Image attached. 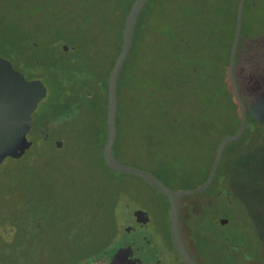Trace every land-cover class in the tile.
<instances>
[{
    "label": "rangeland",
    "instance_id": "374dc122",
    "mask_svg": "<svg viewBox=\"0 0 264 264\" xmlns=\"http://www.w3.org/2000/svg\"><path fill=\"white\" fill-rule=\"evenodd\" d=\"M95 3H98L102 8L108 7L110 17H112L113 10L117 8L114 5L115 0H0V54L10 56L13 62L16 63L17 59H20L18 57H21V51L24 52V49L26 50L27 46L22 41L27 35L32 34L35 37L42 38L43 31H49V34L47 33L49 37L55 31L54 35L56 36H64L66 34L67 37L73 38L75 34L71 31L70 24L74 20L85 21L86 31L83 35L87 36L89 34L88 30L94 31L95 26L85 18L80 19V14L77 12L82 6L86 5L90 7L92 4L95 5ZM90 21L92 22V20ZM110 21L113 23L112 19ZM104 33L105 35H102L97 32L98 38L96 39L102 48L104 47V58L102 61L98 57L94 60L102 64H105V60H108L114 49L112 43L113 35L111 33ZM259 36L257 35L256 40L258 42L261 41ZM69 38L67 40L68 45L71 44ZM253 38L255 41V36ZM31 42L35 45L38 43L36 40H31ZM256 46L258 47V45ZM20 47L23 48L20 49ZM31 51L33 54H37L40 49L38 51L30 50V53ZM144 53L145 57H142V59L140 58V54L136 52L132 59L127 60L124 73L121 75L123 78L118 84L116 129L120 144L115 149V153L124 164L135 165L143 170L156 173L157 170H163L164 168L165 172L162 174V178L173 190L195 188L201 184L205 176L207 169L205 162L209 160L211 150L215 146L217 138L225 130L231 129L235 123L233 114L235 107L230 99L224 75L211 57L208 61L211 75L208 78L215 85L217 93H223L229 98L228 114H224L221 109H217L218 102L213 105L204 104L202 93L199 99V101L201 100L199 110L202 112L199 113L197 109L187 112L185 107L179 109L176 117L182 121V124L180 128L175 127L170 124L172 123L170 120L165 121L166 124L162 123L163 117L159 113V107H155L151 102L154 96L152 97L150 94L154 87L151 84L149 76V65L145 62L151 52L146 48ZM20 60L22 61V66L26 67L27 65L28 67L27 60L24 57L23 60ZM43 67L37 64L35 72H40L42 82L46 87V94L38 102L34 110V117L43 114L50 115L55 109L58 110L60 108L59 104L65 103L66 106L72 102L71 99L67 100L68 98H63L57 90L55 73L45 71ZM143 68H145V72H142ZM137 73V77L131 82L127 76L136 75ZM140 80H144V82ZM178 98L179 100L181 99V92L178 94ZM95 101L96 116L93 117L90 113L80 109L61 111V114L66 116L68 122L77 116H80L81 119L75 121V123L67 124V121V123H64L65 121L61 122L62 119L58 120L57 116L56 121L61 124V127L57 125L58 129H51L48 133L46 132V135L50 139L61 140L68 147L65 152V162H62L67 167H64L65 165L59 166L58 172L65 175L68 179H73V185L64 187L60 194L57 193V188L55 191L51 187L40 188L36 185V187L32 186L28 188L25 183L27 179L26 168L23 164L10 160L12 158L6 157L0 163V184L5 185L6 183H10L8 186L12 187L14 189L13 192L17 194L21 193L16 189L23 190L25 193L27 192V195H25V198L28 196L27 203H25L27 207H24L26 213L28 211L36 218L45 215V212H47V215H53L60 210L74 215L75 210L69 204L70 202H75L76 205L82 196L84 198V208L86 207L91 194L90 187H92V182L90 183L89 179L96 173L95 165L99 158V143H101L103 138V123L100 118L103 112L101 105L102 94H100L99 90H97ZM89 123L92 125L89 131L91 133L93 131V134L88 136L90 133H86L82 144L73 145L77 141L75 130L81 124ZM93 126L95 127L94 130ZM27 140L31 142V147L35 149L37 140L31 138ZM91 142L93 145L90 144ZM257 156L264 163V157H260L259 152ZM239 157L238 160H242ZM34 158L35 156H31V159H28L31 161H26L28 164H31ZM199 160L203 161V165L201 164L199 167H196V161ZM50 174L51 176L54 175V169L51 170ZM20 177L23 180L21 183L18 181ZM129 183L134 187L133 198L136 203L129 204L126 208L127 210L122 211L118 209L116 212V222L119 226L118 231L115 234L113 242L106 246L112 251L115 246L127 243L130 246V256L134 258L148 257L150 259L151 252H147L146 254V249L152 244L149 241V236L154 234L155 231L163 232L164 230L167 217L166 201L147 182L130 177ZM37 189L38 191H36ZM223 194L227 196L226 190L214 196L213 190L208 188L200 193L181 198L180 225L182 236L190 253L200 264H244L240 261V257L233 256L230 247L238 253L245 250L242 249L243 244H251V250H255V252L259 249L258 246L255 247L253 245L257 239L255 234H245V228L240 225L239 221L234 220L232 222L226 216L229 219L226 224L218 226L215 224V221L212 222L211 219L214 216L222 218L220 216L224 210V203L223 205L215 204V201L222 202ZM57 195H60V200ZM71 195L79 197L74 198ZM11 197L17 198L15 195H11ZM0 198L2 197L0 196ZM246 202L250 209L252 208V211H249ZM196 204H198L199 208L193 214L188 208ZM3 205H5L3 212L10 214V206ZM137 209L146 210L149 213L152 219L150 224L143 227L134 221L132 211ZM230 210V213H228L230 217L233 215L234 218L238 213H242V220L247 224L255 225L261 220L264 221V187L261 198L252 196L248 200H245L244 195H242L241 198L233 200ZM98 215L99 212L97 211L95 220L97 221L96 223L100 224ZM125 225L132 228L127 229ZM222 238H228L229 243H223ZM153 240L152 246L155 245V239L153 238ZM155 250V256L153 257L159 260L155 264H176L174 261L168 262V260L173 259L164 255L162 248H158L156 245ZM6 252L9 253L7 260L0 255V264H4L3 260L4 262H19L20 264H47L48 261L34 258V252H29L30 256H28L27 252L21 253L20 251L14 252L13 250H11L12 253L10 251ZM255 252L252 256H254ZM13 254L16 257H20L23 254L20 257L22 260H11ZM245 256L247 257V255ZM145 261L147 262V260ZM147 264L153 263L149 260Z\"/></svg>",
    "mask_w": 264,
    "mask_h": 264
},
{
    "label": "trees",
    "instance_id": "16d2710c",
    "mask_svg": "<svg viewBox=\"0 0 264 264\" xmlns=\"http://www.w3.org/2000/svg\"><path fill=\"white\" fill-rule=\"evenodd\" d=\"M132 1L115 0L114 5L117 8L113 10L112 17L108 13L109 8H102L98 3L92 4L90 7L82 6L77 12L80 14L79 18H85L95 26L94 31L88 30L89 34L87 36L83 35L86 31L85 21L74 20L70 24L71 31L75 34L73 38L67 37L66 34L64 36H56L54 35L55 31L49 37V31H43L42 38L30 34L22 41L27 46L22 54L27 60L28 68L34 69L39 64L44 66L45 71L55 73L57 90L63 98L71 99V103H73H68L66 106L65 103L59 104L60 108L58 110L55 109L50 115L43 114L41 118L33 120L32 128L34 133L31 134L30 138L37 140V142L35 143V149L32 147L35 158L31 164H28L25 159L9 158L13 162L23 164L26 168L27 179L25 183L28 188L32 186H39L40 188L51 187L54 191L57 188L56 191L60 194L64 187L73 185V179H68L65 175L58 172L59 166L65 165L64 167H67L66 164H62V162H65L67 144L62 143L60 148H55L53 142L58 139H50L48 135L43 139L42 135L46 134V132L48 133L51 129H56L57 125L61 127V124L56 121L57 116L58 120L62 119L61 122H68L66 116L61 114V111L80 109L90 113L93 117L96 116L95 100L97 90L102 94L101 105L103 112L100 118L103 123V138L101 143H99L98 161L96 165L93 163L96 167V173L89 179V182H92V187H90L91 194L86 207L84 208L83 196L76 205L75 202L69 201L70 207L75 210L74 215L60 210L53 215H47V212H45V215L36 218L32 213L25 212L24 207L28 198V196L25 198V195H27V192L16 189L21 193L17 194L13 192L14 189L12 187L8 186L10 183L0 184V196L3 198V200L0 198V255L5 260H7L9 254L6 251L11 252V250L14 252L20 251L21 253L27 252L28 256H30L29 252H34V258L48 260L47 264H87L93 260L106 259L111 255L112 251L107 246L113 242L118 231L116 212L118 209L127 210L126 208L129 204L136 203L133 198L134 187L131 186V182L129 183V178L134 176L110 170L106 166L101 153V147L106 136V80L120 48L123 20ZM200 1L146 0L138 14L131 46L117 78L116 96L118 84L123 78L121 75L124 73L125 63L128 59H132L136 52L140 54L141 59L145 57L144 50L147 48L151 53L149 58L146 57L147 61H144L149 65V76L154 87L150 94L152 97L154 96L151 102L155 107H159V113L163 117L162 123L170 120L172 121L170 124L179 128L182 124V121L176 117L179 109L185 107L187 112L197 109L201 113L202 111L199 110L201 100L199 101V99L202 93L204 104L213 105L218 102L217 109H221L224 114H228L229 111V98L223 93L216 92L215 85L209 81V74L203 79V82H201L199 77L197 37L202 7L200 6ZM111 19L113 23H111ZM97 32L102 35H105L104 32L113 35L112 43L114 49L108 60H105V64L98 63L97 60L94 61L97 57L100 58V61L104 58V47L102 48L98 40H96L98 38ZM68 38L71 41L70 45L67 44ZM31 40H36L38 43L35 45ZM63 45L67 47L66 51L62 48ZM39 49L40 51L37 54H33L32 51L30 53V50L38 51ZM145 71V68H143L142 72ZM137 75L138 73L127 77L133 82ZM140 81L144 82V80ZM180 92L181 99L179 100L178 94ZM229 95L231 99L232 94L230 92ZM181 102L182 104L180 105ZM185 114L187 115V113ZM79 119H81L80 116H77L69 120L67 124L75 123ZM115 120L117 122V114ZM38 127H41L42 133L38 131ZM91 127L90 123L78 126L75 131L79 139L76 138L77 141L73 145L82 144L86 133H90L88 136H91L93 134V131L92 133L89 131ZM94 129L95 127L93 126ZM90 144L93 145L92 142ZM119 144L120 140H118L116 134L111 150L114 157L123 163L115 153V149ZM53 169L54 175L51 176L50 172ZM148 172L168 186L162 178V174L165 172L164 168L163 170H157L156 173L153 171ZM204 179L205 176L202 181ZM18 181L21 183L23 180L20 177ZM208 188H211V185ZM11 195H15L17 198H12ZM160 195L165 198L168 208L166 197L162 194ZM57 196L60 200V195ZM78 197L74 196V198ZM182 197L184 196L180 197V211ZM3 204L10 206V214L3 212L5 207ZM183 207L185 206L183 205ZM191 208L189 207L188 209L194 214L199 206L196 204ZM97 211L99 212L100 224L96 223L97 221L95 220ZM222 212L220 217L226 218L228 216L232 222L234 220L239 221L240 225L244 227L248 225L242 220V213H238L233 218V215L231 217L228 215L227 209ZM216 218H219V216H214L211 219L212 222L215 221V224H217L216 220L213 219ZM222 242L229 243V239L222 238ZM243 245L242 249H245ZM230 250L233 256L239 257L235 253L236 250L232 247H230ZM258 251H260V248ZM20 257H16L13 254L11 260H22ZM3 263L20 264L12 261L4 262V260Z\"/></svg>",
    "mask_w": 264,
    "mask_h": 264
},
{
    "label": "flooded vegetation",
    "instance_id": "af4514ba",
    "mask_svg": "<svg viewBox=\"0 0 264 264\" xmlns=\"http://www.w3.org/2000/svg\"><path fill=\"white\" fill-rule=\"evenodd\" d=\"M238 2L239 0H201L200 6L202 7L197 37L199 53L198 73L201 82H203V79L207 77L208 74V77L211 75L208 61L212 57L224 75V81L231 94L232 91L227 74V64L232 39L235 33ZM257 35H260L259 37L261 41L259 42L256 41ZM254 36L256 42L254 41ZM256 45H258V47ZM22 53L23 51H21V57L18 58L23 60L24 56ZM0 57L9 61L11 67L20 73L25 80L37 79L42 82L40 72H35L36 68L29 69L27 65L26 67L22 66V61L20 59H17L16 63H14L11 57L6 56V54H0ZM232 73L239 97L244 106V127L238 139L228 142L223 147L220 153L219 162L210 184L208 185V187L211 185L214 196L221 194V191L226 190L227 196L223 194L224 197L222 202L215 201V204L223 205L224 203L223 207L224 209H227L228 213L231 211V204L234 199L241 198V196L244 195L245 200H248L252 196L261 198L263 195L264 163L258 159L259 157L257 154L259 152L260 157H264V0H243L242 2L240 29L235 45ZM231 100L235 107L233 113L235 123L231 129L229 128L225 130L217 138L215 146L211 150L209 160L205 162V167L208 169V171L206 169L205 178L208 175L215 149L220 138L227 134H233L238 127L239 107L233 94ZM34 110L30 115L31 122L28 135L34 133V129L32 128L33 120L42 117V115L34 117ZM238 157L242 160H238ZM202 162V160L196 161V167H199L201 164L203 165ZM247 206L249 211H252V208L250 209L248 204ZM134 211H132V216L135 222L143 227L151 223L152 219L146 210L144 211L147 213L148 218L145 222L136 221L133 214ZM180 212L179 203V228L183 245L190 257L197 264H200L190 253L184 242L180 225ZM219 219H223L224 221L219 223ZM227 222V218H216V223L218 225L226 224ZM257 223L258 224L255 225H246L244 227V233L255 234L257 239L253 245L255 247L258 246L260 251H258L259 249L256 252L255 250L252 251L251 244H244L243 246L245 247V250H243V252H235L240 257V261L244 264H264V260H262L264 259V221L261 220ZM125 227L127 229L132 228L131 226ZM153 238L155 239L154 246H152L154 243ZM149 241L152 244L146 249V254L147 252H151L152 255L149 257L150 259H148V257L134 258L130 256V246L127 245V243H123L115 246L108 258L93 260L87 264H147L149 260L155 264L159 261L158 258L153 257L155 256L156 245L158 248L163 249L162 251L164 255L173 259L170 261L168 260V262L174 261L176 264H184L177 255L170 239L168 208L166 225L164 226L163 232L155 231L154 234L149 236ZM254 252L255 255L253 257L252 254ZM245 255H247V257ZM145 260H147V262Z\"/></svg>",
    "mask_w": 264,
    "mask_h": 264
},
{
    "label": "water",
    "instance_id": "95a60500",
    "mask_svg": "<svg viewBox=\"0 0 264 264\" xmlns=\"http://www.w3.org/2000/svg\"><path fill=\"white\" fill-rule=\"evenodd\" d=\"M145 1L146 0H133L123 20L120 48L109 70L106 80V136L101 147V153L106 166L110 170L116 173L128 174L140 178L152 186L157 192L166 197L168 202V227L172 245L184 264H197L190 257L182 242L179 228L180 197L200 193L208 187L219 162L220 153L223 147L228 142L238 139L244 127V106L239 97L232 73V63L240 29V14L243 0H239L238 2L235 33L232 39L227 64V74L231 91L239 107L238 127L233 134H227L220 138L205 180L195 188L177 191L166 186L152 173L133 165L121 163L114 157L111 150L117 134L115 120L117 110V78L131 46L134 26ZM62 48L64 50L67 49L65 45H63ZM45 93V87L40 80H25L20 73L11 67L9 61L0 57V163L6 157L28 160L34 155L33 149L30 145L31 142L27 140L31 137V134L28 135L31 122L30 115L36 108L37 103L45 96ZM38 131L42 133L41 128H38ZM42 138L45 139L46 134H43ZM53 145L55 148H60L62 146V141L55 140ZM133 214L136 221H147L148 217L145 211L137 209ZM222 221L224 220H218L219 223Z\"/></svg>",
    "mask_w": 264,
    "mask_h": 264
}]
</instances>
